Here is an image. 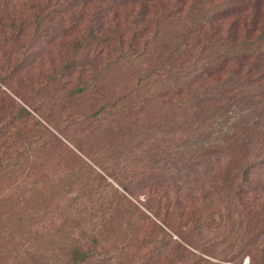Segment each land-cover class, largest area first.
<instances>
[{
	"label": "rangeland",
	"instance_id": "1",
	"mask_svg": "<svg viewBox=\"0 0 264 264\" xmlns=\"http://www.w3.org/2000/svg\"><path fill=\"white\" fill-rule=\"evenodd\" d=\"M42 1L0 0V18L11 17L7 26L31 23L37 11L47 13ZM162 6L183 12L159 17L158 27L147 23L144 33L136 32L145 29L137 23L120 42L116 38L112 52H103L102 61L120 49L134 57L152 47L156 61L189 31L192 58L211 61L225 38L235 43L245 29L256 35L264 26V0H162ZM90 9L88 4L86 13ZM198 19L208 22L205 28ZM28 28L18 46L10 42L11 28H0V86L14 112L21 111L11 129L0 124V264H77L73 250L94 240L97 255L83 264H264V56L247 75L251 60L245 66L230 62L199 80L197 85L221 90L197 118L172 114L180 100L175 97L145 99L142 134L128 140L89 117L133 90L150 57L127 66L121 59L97 96L69 95V85L56 94L63 104L52 105L55 95L46 93L42 102L30 90L33 80L15 68L21 62L36 67L31 75L46 72L65 50H51ZM157 29V44L146 43ZM210 43L215 47L207 49Z\"/></svg>",
	"mask_w": 264,
	"mask_h": 264
},
{
	"label": "trees",
	"instance_id": "2",
	"mask_svg": "<svg viewBox=\"0 0 264 264\" xmlns=\"http://www.w3.org/2000/svg\"><path fill=\"white\" fill-rule=\"evenodd\" d=\"M38 1H40V3H38L39 6L42 0ZM43 1L47 13L44 14L42 9L37 11L33 16L34 21L31 23L29 20L23 22L17 18L16 21H21L18 25L15 21H12V23L7 26L6 23L8 20H11V17L5 16V18H0V28L7 27L12 30L11 32L13 34L10 36V42L13 46H18L19 41L22 42L21 35L29 27L28 29L32 28L33 34L39 35L38 39L44 40L43 43L51 50H55V47H60L58 51L65 50V52L61 53L63 59H59V64L56 65L52 62V68L43 73L40 72L31 75V71H35L36 67L29 68V64H22L21 62L16 65V73L21 74L22 78H30L33 80L30 90L34 92L35 97H39L42 102H45L46 93H48L51 94L52 97L55 95V98L51 100L52 105L63 104L62 101L64 98L62 100L56 94L60 95V92L64 91L69 85H71V89L68 93L69 95L83 97L89 94L97 96L102 91L108 72L115 65H120L121 59L126 58V62L123 64L127 66V64H134L143 57H150L149 69L143 74L139 72L140 76L136 81L137 86L134 87L133 90L101 105L99 109L94 111L93 115L89 117V119H94V122L97 123L98 126H104L110 130L116 129L115 131H118L117 134H120L122 138L128 140L139 139L142 134V102L145 99H163L162 96L168 99H173L175 97L180 100L172 104V114L177 113L179 119H182L183 116L197 118L200 113L204 112V106L207 104L210 97L218 95L220 93L219 90H221L219 87L210 89L197 85L199 80L203 81L215 71L222 72L223 67L230 62L236 65L244 64L245 66L251 60L252 64H248V69L245 73V75H247L253 71L251 68L253 64L260 61L261 57L264 56V49H262V46H264L263 26L262 30L256 35L254 30L245 29L243 36L239 39L237 38V42L235 43H227L228 39L225 38L224 40L229 46L226 48V43L221 44L220 49L214 51L211 61L210 59H202L201 55L192 58L193 55L190 54L192 45L188 44L191 36L190 33L192 34L191 31H189L190 33H187V35L184 33L181 34L183 37L182 41L184 40L185 42H177L172 51L165 57L159 58L160 60H153L154 47H152V50L148 52L143 51V53H138L135 51L136 55L134 57H128L126 49H120L114 52L113 60L108 58L102 61L101 55L103 52L106 50L111 51L110 46H112V43L118 42L116 38L119 37L120 42L124 37L129 35L130 31L134 29L137 23L142 22L145 29L136 32L144 33L147 32V23L158 27L162 23L160 18L166 20L170 19L177 11L183 12V9H180V6H174V10L167 11L163 9L162 0H143L144 3L138 0ZM138 2L141 3H139V7L138 5L136 6ZM88 4H91L90 13H86V6ZM98 5L104 6L100 7L99 10L102 11L99 13L97 12ZM133 6L137 7L138 12L131 22H129L128 18L134 11ZM24 7L27 8V5ZM151 11L154 12V14L159 13V11H161V13L150 21L144 20ZM138 17H142V19L137 20ZM119 20H125L123 27H121ZM204 20L205 19H198L196 21L199 27L203 26V28H205L208 22L203 23ZM174 24H176V21ZM181 25L180 29L186 27L183 24ZM158 30L159 29L155 30L150 41H146L148 40L147 37L145 42L155 46L157 44L158 34L160 35ZM134 34L135 31L133 35L128 38L129 41L132 37H135ZM207 45L209 46H207V49H211V46L212 48L215 47V45L211 43ZM205 48L206 46L203 47L204 51ZM116 50L117 49H114V51ZM91 55L92 57H90ZM24 60L26 59H22L21 61ZM218 62L221 66L218 65ZM208 66H216L217 69L212 72H207ZM15 71L12 73H15ZM78 73L80 75L83 74V77L87 74L89 78L86 81L85 78L78 76ZM73 76H76L75 82L69 81L66 83V80H71ZM232 77L233 76L229 77V82H237V80L232 79ZM218 85L220 87L225 86V84ZM9 87L11 88V86ZM11 102L12 100L0 86V124L5 123V126L9 129L14 126L15 119H18L17 116L21 114V111L18 109L14 112V107ZM156 103L159 105L161 104L157 101ZM160 108L161 106H159V109ZM183 112H185V115L182 114ZM189 113H193L194 115L190 116ZM158 114L159 112H157V115ZM81 116L82 119H84L83 121H86L85 119L87 117L85 115ZM202 118H204V116ZM179 122L180 121H177V123ZM191 128L192 127H189V130ZM201 128L202 127L199 126L196 131ZM149 129L157 130L153 126H150ZM190 131L192 132L193 130L191 129ZM35 138L34 136V142H36ZM96 247L97 241L94 240L89 243H84L80 248H75L72 252L74 262L83 264L88 259L94 258L97 255Z\"/></svg>",
	"mask_w": 264,
	"mask_h": 264
}]
</instances>
